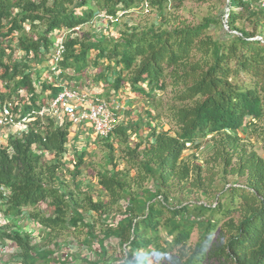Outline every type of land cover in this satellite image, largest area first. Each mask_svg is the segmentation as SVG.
<instances>
[{"label": "trees", "instance_id": "trees-1", "mask_svg": "<svg viewBox=\"0 0 264 264\" xmlns=\"http://www.w3.org/2000/svg\"><path fill=\"white\" fill-rule=\"evenodd\" d=\"M170 1L180 0H0V108L29 119L0 141V212L18 221L0 223V247H16L0 264H69L56 257L64 236L96 264H264V158L254 150H264V0H227L226 15L197 25L167 18ZM145 9L157 13L149 25L78 36L100 15ZM61 83L98 90L116 115L135 98L124 96L157 110L169 94L158 115L95 137L107 151L96 195L78 180L86 151L69 155L71 124L49 111ZM206 139L208 160L184 157Z\"/></svg>", "mask_w": 264, "mask_h": 264}, {"label": "rangeland", "instance_id": "rangeland-1", "mask_svg": "<svg viewBox=\"0 0 264 264\" xmlns=\"http://www.w3.org/2000/svg\"><path fill=\"white\" fill-rule=\"evenodd\" d=\"M175 4H178L177 7H173L174 2L170 1V3L167 5L166 8V15L167 18L174 20L176 22H179L181 24H188V25H197L199 24L203 18L211 16L215 18H219L222 15H226L228 12L227 8V0H180L176 1ZM157 19V13L155 11H147V12H135L130 13L124 17H121L116 24L107 25L105 21L103 20H94L92 23H89L87 25H84L82 29L79 31L78 36L80 38H83L85 34H96L99 31H107V35L116 38L118 36V32L120 30L124 29V26L127 25H149L156 21ZM107 25V29L106 26ZM102 28V30H101ZM225 31H228V29L225 27ZM135 97V98H134ZM128 98H134L133 103L130 107L126 106L123 108V106H120V113L116 115L119 122L125 124L127 122H136L138 119H141V121H146L148 117L146 116V112L148 110L153 111L156 115L159 114L160 111H162L165 108L166 103L169 100V94L158 96L156 97L157 101L162 102V104L157 108V110L153 109L151 106H148L141 97L134 95L124 96V102L127 101ZM112 103V104H111ZM109 103V105H116L114 102ZM158 104V103H157ZM112 107V106H111ZM115 107V106H114ZM119 115V116H118ZM155 115V116H156ZM156 123L160 122L161 126L163 128H167V120L164 117L158 118L155 120ZM78 130V129H77ZM71 138L69 140V155L72 156L74 154V151L78 150H85L86 155L84 157V163L81 167V175L78 177V180L82 182L83 184L89 186L92 188L93 194H99L100 189L95 183L94 175L101 170L104 163L106 162V155L107 151L104 147V142L101 140L96 139L93 136L92 131L90 132L89 137H84L86 139H82L78 134H73V131L71 130ZM146 130H144L142 135L146 134ZM73 134V135H72ZM91 138V139H90ZM135 139H131V144H135ZM254 150L257 152V154L264 158V150L261 148V144H255ZM118 150L115 151V155H118ZM192 154H196L197 161L204 163L205 160H208L212 154L211 147L209 146V140L206 139L199 147V149H188L184 157L190 161L193 160ZM68 157L65 158V168H70V165L68 163ZM69 173H64V179L66 182H68L69 188H72V184L70 180L68 179ZM235 180V177L227 176V181L231 182ZM240 182H243V180H240ZM199 197V196H198ZM201 198V197H199ZM200 202H205L204 198L200 199ZM44 210L46 209L45 206L42 207ZM9 221H12L13 223L18 221L16 218H9ZM23 223L21 221L19 222V228L22 229ZM198 232L194 230V233L191 236V239L189 241L190 245H194V243L197 241L198 238ZM62 248L57 252V259L61 260H68L69 264H96L94 262V254L91 251H87L86 249H80L76 246L75 241L68 236H64L60 238ZM118 253V250L114 249L112 255ZM69 254V256H68ZM68 256V257H67ZM88 256V263L85 259V257ZM7 260L10 259V257L6 256ZM71 261V263H70ZM81 261V262H80ZM84 261V262H83Z\"/></svg>", "mask_w": 264, "mask_h": 264}, {"label": "built area", "instance_id": "built-area-1", "mask_svg": "<svg viewBox=\"0 0 264 264\" xmlns=\"http://www.w3.org/2000/svg\"><path fill=\"white\" fill-rule=\"evenodd\" d=\"M144 12H147L145 9ZM122 14L118 15L120 19ZM105 23H113L117 19L100 15ZM63 36L59 37L56 47L52 50L50 56L51 74L58 76L60 70L58 63L63 53ZM11 104H4L0 108V128H14L16 131L26 129L28 118L16 120L10 110ZM49 111L56 117L57 121L63 118L71 124V130L77 128L86 129L87 126L93 133L94 137L99 139L107 138L118 123L116 114L112 111L110 105L103 100L98 90H77L68 87L65 83L60 84V92L56 98L50 103ZM47 113L45 108H41L39 115L43 116ZM0 223H4L0 221ZM34 224V223H32ZM34 226V225H33ZM16 252V247L12 243H8L4 247H0V262L3 257H10Z\"/></svg>", "mask_w": 264, "mask_h": 264}, {"label": "crops", "instance_id": "crops-1", "mask_svg": "<svg viewBox=\"0 0 264 264\" xmlns=\"http://www.w3.org/2000/svg\"><path fill=\"white\" fill-rule=\"evenodd\" d=\"M77 129H75L73 131L74 137H75L76 134H78V136H80L82 139L84 137H86V138L89 137L91 130H90V128H88V126H87V128L85 130L82 129V128H77ZM12 131H15L14 128H0V141H4L6 139V137H8L9 133H11ZM86 138H84V139H86ZM3 219L4 218H3V216L1 215V212H0V221H3ZM7 220H5L4 222H6ZM21 223H23L22 230H24L26 232H30V233L33 231V228H34L33 225L34 224H32L31 222H28V220H26V219L22 220Z\"/></svg>", "mask_w": 264, "mask_h": 264}]
</instances>
